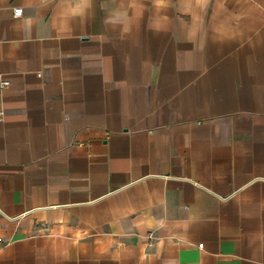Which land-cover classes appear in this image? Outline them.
I'll return each mask as SVG.
<instances>
[{
    "label": "crops",
    "instance_id": "1",
    "mask_svg": "<svg viewBox=\"0 0 264 264\" xmlns=\"http://www.w3.org/2000/svg\"><path fill=\"white\" fill-rule=\"evenodd\" d=\"M1 112L0 264H264V0H0Z\"/></svg>",
    "mask_w": 264,
    "mask_h": 264
},
{
    "label": "built area",
    "instance_id": "2",
    "mask_svg": "<svg viewBox=\"0 0 264 264\" xmlns=\"http://www.w3.org/2000/svg\"><path fill=\"white\" fill-rule=\"evenodd\" d=\"M21 15H22V9L21 8H16V9L13 10V16L14 17L17 18V17H20ZM5 85H7V82L6 81H3L1 83V86L4 87ZM2 115H3V113L1 112L0 113V120H1ZM198 247L199 248H202V245H199Z\"/></svg>",
    "mask_w": 264,
    "mask_h": 264
}]
</instances>
